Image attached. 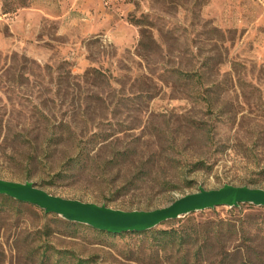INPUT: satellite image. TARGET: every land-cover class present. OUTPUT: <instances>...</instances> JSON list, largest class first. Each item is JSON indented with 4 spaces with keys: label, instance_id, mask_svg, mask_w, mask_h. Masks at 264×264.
Returning <instances> with one entry per match:
<instances>
[{
    "label": "rangeland",
    "instance_id": "obj_1",
    "mask_svg": "<svg viewBox=\"0 0 264 264\" xmlns=\"http://www.w3.org/2000/svg\"><path fill=\"white\" fill-rule=\"evenodd\" d=\"M180 73L191 80L179 82ZM66 122L74 139L46 143ZM92 134L109 137L91 143ZM78 150L92 154V168L60 173L81 164ZM262 168L264 0H28L11 13L0 0L1 179L131 211L200 187L264 189ZM242 205L197 213L238 222L264 214ZM64 221L0 195V264H39L44 253L69 264L154 263L149 235ZM246 229L233 242H264V231Z\"/></svg>",
    "mask_w": 264,
    "mask_h": 264
},
{
    "label": "trees",
    "instance_id": "obj_2",
    "mask_svg": "<svg viewBox=\"0 0 264 264\" xmlns=\"http://www.w3.org/2000/svg\"><path fill=\"white\" fill-rule=\"evenodd\" d=\"M28 0H2V9L4 13H11L16 11L18 8L27 6ZM144 40L141 41L143 45ZM197 75H200L197 73ZM191 76H183L181 73L178 75L179 82L189 81ZM65 126L64 132L52 133L46 139V143H50L55 134L58 135L56 139L59 141L63 138H73L71 131V123L66 122L63 124ZM58 127V126H57ZM72 127V126H71ZM97 137L100 140L99 142H105L108 140V135L98 136L97 134H92L88 140L94 142ZM97 141V142H98ZM58 143V142H57ZM49 145V144H48ZM34 148V147H33ZM36 149L38 147H35ZM38 148V150H40ZM42 148L41 150H43ZM37 151V150H36ZM126 156V147H123L120 151H117L116 157H125ZM152 157V156H150ZM40 155L34 156L30 155V160H38ZM80 159V165L71 166L69 168L61 169L60 173L66 174L65 176L75 177L82 172H87L92 168V163L94 162L92 154L87 151L86 154L83 151L78 150L74 157L73 161ZM151 163L149 159L147 162L142 164L144 169H147L146 172L150 173V167L148 164ZM152 168V167H151ZM261 174L264 173V168L259 171ZM4 199H13L6 195H1ZM15 200V199H14ZM20 202V201H18ZM21 203V202H20ZM249 207L256 209H264V207H258L252 204H245ZM244 205H240L236 208H241ZM202 212V211H200ZM203 213L194 212L189 215H186L182 218L174 220L175 224L172 228L169 229H150L143 232H128L135 235H149L152 238V241L157 245V250H154L150 254V260H153V264H264V242L261 244L251 243L248 245H240L233 242L236 240L241 231L247 232L246 228H249L251 225L256 226L260 231H264V223L257 221L259 216H264V214L257 216L256 214L248 216L243 222H238V220L224 219L222 217H216L215 219H203ZM69 225H79L74 222L64 221ZM261 224V225H260ZM95 229V228H94ZM98 230V229H97ZM99 232L106 233L110 236H124L127 233H111L108 231L98 230ZM264 239V237H263ZM50 248V247H47ZM175 248V249H173ZM170 249H173L170 250ZM49 250V249H46ZM160 251H172L170 255L165 257L160 256ZM46 256L42 258L39 264H69L68 262L57 259L50 260L51 258L44 253ZM56 254H60L61 258H65L71 252L67 249H58ZM35 261V260H33ZM77 264H91L92 260L90 258L82 259L77 258Z\"/></svg>",
    "mask_w": 264,
    "mask_h": 264
},
{
    "label": "water",
    "instance_id": "obj_3",
    "mask_svg": "<svg viewBox=\"0 0 264 264\" xmlns=\"http://www.w3.org/2000/svg\"><path fill=\"white\" fill-rule=\"evenodd\" d=\"M0 195L29 203L67 221L89 225L111 233L143 232L164 222L177 220L194 212L218 206L239 207L252 204L264 207V189L226 184L218 189H205L186 194L166 207L153 210L115 209L105 204L84 202L53 195L32 181L18 182L0 178Z\"/></svg>",
    "mask_w": 264,
    "mask_h": 264
}]
</instances>
